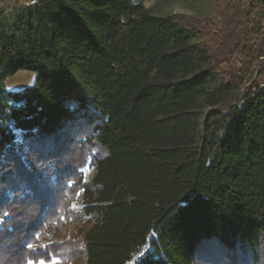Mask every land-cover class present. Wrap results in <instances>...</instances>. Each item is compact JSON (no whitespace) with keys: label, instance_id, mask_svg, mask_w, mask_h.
<instances>
[{"label":"trees","instance_id":"trees-1","mask_svg":"<svg viewBox=\"0 0 264 264\" xmlns=\"http://www.w3.org/2000/svg\"><path fill=\"white\" fill-rule=\"evenodd\" d=\"M215 3L0 0V264H264V0Z\"/></svg>","mask_w":264,"mask_h":264},{"label":"rangeland","instance_id":"rangeland-1","mask_svg":"<svg viewBox=\"0 0 264 264\" xmlns=\"http://www.w3.org/2000/svg\"><path fill=\"white\" fill-rule=\"evenodd\" d=\"M27 0H1V6L5 13L10 15L13 10L25 3ZM134 2L141 1L152 13L156 15L176 14L184 16H200L207 17L211 23L217 24L218 17L216 15V0H133ZM241 63V57L238 54H233L228 57L227 61L221 65L222 69L227 67L238 68ZM35 80V73L27 70H18L13 75L7 77L4 81L5 89L7 91H18L25 86L32 85ZM101 149H91L86 152L84 163L81 165L79 172L82 174L84 181H89L94 173V167L91 163L93 153H103ZM71 207L78 210L81 207V193L77 192L74 196V201ZM83 218H62L59 226L57 236L60 239H78L77 235ZM43 261L32 264H41ZM29 264V262L27 263ZM43 264H73L65 262L60 258H53L49 262Z\"/></svg>","mask_w":264,"mask_h":264},{"label":"built area","instance_id":"built-area-1","mask_svg":"<svg viewBox=\"0 0 264 264\" xmlns=\"http://www.w3.org/2000/svg\"><path fill=\"white\" fill-rule=\"evenodd\" d=\"M36 0H27L25 2L26 5H31V4H35Z\"/></svg>","mask_w":264,"mask_h":264},{"label":"snow or ice","instance_id":"snow-or-ice-1","mask_svg":"<svg viewBox=\"0 0 264 264\" xmlns=\"http://www.w3.org/2000/svg\"><path fill=\"white\" fill-rule=\"evenodd\" d=\"M30 247H31V245H30ZM29 264H32V262L30 261ZM41 264H43V262H41Z\"/></svg>","mask_w":264,"mask_h":264}]
</instances>
